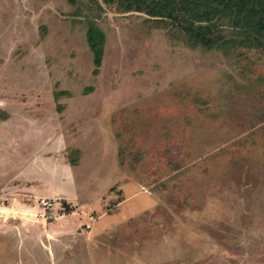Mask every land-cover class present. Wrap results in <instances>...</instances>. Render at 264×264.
<instances>
[{
  "label": "rangeland",
  "instance_id": "1",
  "mask_svg": "<svg viewBox=\"0 0 264 264\" xmlns=\"http://www.w3.org/2000/svg\"><path fill=\"white\" fill-rule=\"evenodd\" d=\"M123 1L0 0V118L38 106L32 116L65 131L80 200L108 195L70 235L48 225L68 206L45 210L38 252L66 246L74 264H264V51L230 44L232 30L219 47L193 45ZM91 26L106 40L97 75ZM25 131L0 126L4 140ZM15 146L1 157H25L29 145ZM9 215L0 220H20ZM16 246L0 245V264L21 263Z\"/></svg>",
  "mask_w": 264,
  "mask_h": 264
},
{
  "label": "crops",
  "instance_id": "2",
  "mask_svg": "<svg viewBox=\"0 0 264 264\" xmlns=\"http://www.w3.org/2000/svg\"><path fill=\"white\" fill-rule=\"evenodd\" d=\"M27 111V114L19 117L6 114L0 118V126L5 130L12 124L26 130L21 137L10 136L4 140L0 136V164L3 166L0 169V201L3 199L0 204V212H8L10 217L17 216V219H20L16 222H12V219L0 220V245L5 246L7 239L17 242L14 260H20L19 264H74L69 261L71 249L66 246H57V249L48 251L49 244H45L47 251L42 249L43 251L38 252L37 241H35L38 239V227H43L45 221L43 213L48 209L41 208L39 201L54 200L52 208L54 214L59 210L56 208L58 202H64L63 205L68 206L70 213L60 216L58 214L57 220L48 225L52 224L51 230L56 233L63 232L70 235L73 231H81V228L89 225L91 219L88 218V215L97 210L95 205L102 204L101 198H106L108 195L106 194L99 200L96 199V204L93 202L94 193H91L92 200L86 201L88 197L80 200L73 165L67 155L70 144L65 136V131L61 130L60 122H55L52 117L41 119L38 116H32L38 113V106L34 111ZM1 114L2 111H0ZM18 139L24 140L29 145L28 150L22 151L26 154L25 157L20 158L16 153L9 157H1L3 146L14 145L16 147L15 145L18 146L20 142ZM109 164L108 179L112 182L113 172H117L118 168L113 169L111 161ZM107 182L110 186L109 181ZM91 189L93 188L90 187L89 192ZM11 197L16 201L15 203L10 202ZM28 200L33 202L38 200V207L28 203ZM100 211L103 209L101 208ZM95 220L92 223H95ZM5 225H8V229ZM17 228H19L18 231H16ZM47 237L48 234L44 239L50 241V238L46 239ZM27 247L28 249L33 247V249L27 250Z\"/></svg>",
  "mask_w": 264,
  "mask_h": 264
},
{
  "label": "trees",
  "instance_id": "3",
  "mask_svg": "<svg viewBox=\"0 0 264 264\" xmlns=\"http://www.w3.org/2000/svg\"><path fill=\"white\" fill-rule=\"evenodd\" d=\"M102 1L113 3V0ZM121 6L125 11H143L158 21L171 22L193 45L207 49L219 47L227 42L225 30H232L235 38L230 44L264 51V0H124ZM86 41L93 56V74L97 75L104 56L105 35L91 26ZM78 150L80 158L84 157V149Z\"/></svg>",
  "mask_w": 264,
  "mask_h": 264
},
{
  "label": "built area",
  "instance_id": "4",
  "mask_svg": "<svg viewBox=\"0 0 264 264\" xmlns=\"http://www.w3.org/2000/svg\"><path fill=\"white\" fill-rule=\"evenodd\" d=\"M39 203L42 208H51L54 204L53 201L44 200V199L40 200Z\"/></svg>",
  "mask_w": 264,
  "mask_h": 264
}]
</instances>
